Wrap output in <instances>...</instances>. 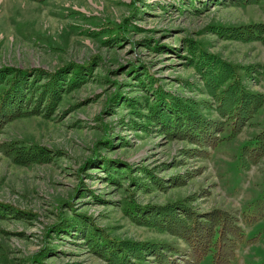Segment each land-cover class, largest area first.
Returning <instances> with one entry per match:
<instances>
[{
	"label": "rangeland",
	"instance_id": "rangeland-1",
	"mask_svg": "<svg viewBox=\"0 0 264 264\" xmlns=\"http://www.w3.org/2000/svg\"><path fill=\"white\" fill-rule=\"evenodd\" d=\"M222 1L0 0V66L51 72L69 63L89 64L79 77L82 82L49 117L16 118L0 131V264H107L75 228L58 231L61 220L80 215L113 237L167 242L183 257L184 241L131 220L124 211L130 200L139 205L183 201L199 213L214 207L238 215L252 210L264 189V156L247 171L240 169L237 157L264 124V106L234 138L210 149L208 159L194 160L185 157L182 139L145 129V118L122 104L125 98L147 95L135 91L140 77L132 76L131 66L173 91L178 79L196 80L184 49L190 41L237 66L264 65L263 41L214 33L216 26L264 23V0L245 5ZM248 84L264 92V80ZM105 138L109 144L101 142ZM2 142L26 150L45 147V159L17 163ZM103 157L131 166L130 174L110 182L109 172L100 168ZM143 168L161 186L169 176L187 177L182 185L149 189L152 181ZM241 225L244 240L232 264H264V217ZM198 264H212L211 255Z\"/></svg>",
	"mask_w": 264,
	"mask_h": 264
},
{
	"label": "trees",
	"instance_id": "trees-1",
	"mask_svg": "<svg viewBox=\"0 0 264 264\" xmlns=\"http://www.w3.org/2000/svg\"><path fill=\"white\" fill-rule=\"evenodd\" d=\"M227 1L234 5H245L259 0ZM218 3L225 1L218 0ZM216 28L214 33L225 38L264 42V23ZM113 39L107 38L106 42ZM184 49L188 53V65L198 74L196 80L178 79L179 88L173 91L157 85V78L147 71L141 72L136 66H131L129 72H133L132 76L140 77L139 89L135 91L143 89L147 95L139 100L125 98L122 104L128 109L135 108V115L145 118L142 123L145 129L161 130L169 138L182 139L187 145L183 148L186 158L203 160L209 158L210 149L240 133L264 106V92L256 91L248 84V81L256 85L264 80V65L237 66L208 52L198 41L187 42ZM87 67L89 64L69 63L49 72L42 68L0 66V131L16 118L41 114L44 118L49 117L62 98L82 82L79 77ZM185 89L190 95L183 92ZM117 98L119 100L120 95ZM224 131L228 134H222ZM101 142L109 144L108 138ZM14 144L3 143V148L17 163L30 164L45 159V147L34 145L26 150V146ZM263 156L264 124L241 146L238 165L247 171ZM117 162L103 157L100 166L109 172L106 176L112 183H118L117 178L121 174L131 172V166ZM118 165L126 167L128 171L120 172ZM143 171L145 177L152 181L149 189L161 187L164 190L168 186L182 185L184 177H187L169 176L166 180L168 184L162 181L161 186V181L154 179L150 170L143 168ZM132 179L139 185L137 177ZM124 211L135 223L184 241L188 249L182 251L183 257L167 242H139L113 237L84 215L61 220L58 231L69 232L70 227L75 228V233L84 238L91 252L100 254L107 264H198L207 254L211 255L212 264H232L238 245L244 240L241 222L250 225L264 217V189L252 203V210L243 215L220 207L199 213L183 201L139 205L135 200H130ZM2 215L4 212L0 211ZM255 240L256 237H253L248 242Z\"/></svg>",
	"mask_w": 264,
	"mask_h": 264
}]
</instances>
